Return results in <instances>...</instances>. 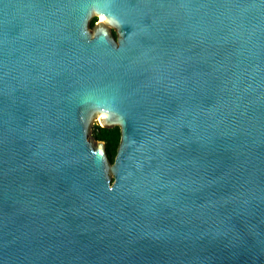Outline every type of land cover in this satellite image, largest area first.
I'll list each match as a JSON object with an SVG mask.
<instances>
[{"label":"water","instance_id":"1","mask_svg":"<svg viewBox=\"0 0 264 264\" xmlns=\"http://www.w3.org/2000/svg\"><path fill=\"white\" fill-rule=\"evenodd\" d=\"M0 264H264V0H0Z\"/></svg>","mask_w":264,"mask_h":264},{"label":"trees","instance_id":"2","mask_svg":"<svg viewBox=\"0 0 264 264\" xmlns=\"http://www.w3.org/2000/svg\"><path fill=\"white\" fill-rule=\"evenodd\" d=\"M94 136L98 140L106 142L108 156L111 162H114L121 140L120 129H103L98 125L94 130Z\"/></svg>","mask_w":264,"mask_h":264},{"label":"rangeland","instance_id":"3","mask_svg":"<svg viewBox=\"0 0 264 264\" xmlns=\"http://www.w3.org/2000/svg\"><path fill=\"white\" fill-rule=\"evenodd\" d=\"M98 21H100V19H97V22ZM98 126V122H95V124H94V130H95V128Z\"/></svg>","mask_w":264,"mask_h":264}]
</instances>
